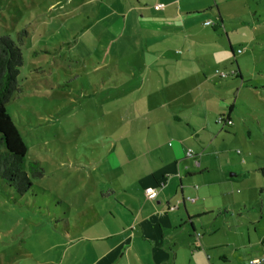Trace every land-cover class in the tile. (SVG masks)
I'll list each match as a JSON object with an SVG mask.
<instances>
[{
    "label": "rangeland",
    "instance_id": "1",
    "mask_svg": "<svg viewBox=\"0 0 264 264\" xmlns=\"http://www.w3.org/2000/svg\"><path fill=\"white\" fill-rule=\"evenodd\" d=\"M99 1L0 0V37L9 36L23 52L19 91L7 113L27 147L24 170L31 161L44 170L23 196L0 180V264L81 263L82 257L71 259L70 254L71 240L83 227L80 215L87 219L85 213L108 211L104 198L109 189L135 180L127 163L134 149L130 138L139 131L133 116L142 112L139 92H133L139 78L124 79L123 61H118L122 50L112 43L130 35L119 28L120 14L125 9L134 20L139 6L136 0H104L100 8ZM144 1L152 11L161 0ZM198 7L202 14L190 21L196 36L186 41L198 47L189 52L175 38L172 54L182 58L186 52L188 69L205 72L212 111L232 108L234 123L223 127L212 119L209 131L217 137L207 145L214 142L208 150L214 155L212 170L195 184L201 189L207 178L214 184L210 198L200 203L214 216L203 222L213 220L219 229L231 230L224 235L245 246L244 252L260 253L264 0H202ZM205 21L220 29L205 27Z\"/></svg>",
    "mask_w": 264,
    "mask_h": 264
},
{
    "label": "crops",
    "instance_id": "2",
    "mask_svg": "<svg viewBox=\"0 0 264 264\" xmlns=\"http://www.w3.org/2000/svg\"><path fill=\"white\" fill-rule=\"evenodd\" d=\"M201 1H155L154 10L148 11L144 0H136L139 12L134 20L125 9L119 16V28L130 30V35H119L112 43L122 50L121 74L124 79L139 78L133 92H139L142 112L133 116L139 131L130 138L134 149L127 163L136 177L103 196L108 211L85 213L87 219L80 215L82 230L70 243L71 259L83 258L78 264H249L254 259L264 264V251L246 253L245 246L224 235L231 230L219 229L213 220L203 222L214 216L210 207L200 204L210 198L214 184L208 178L201 189L195 184L212 170L214 155L208 150L217 139L209 131L212 119L217 123L226 114L231 120L232 108L228 113L212 111L211 80L203 71L189 70L188 54L174 56L179 53L172 54L171 45L176 38L189 52L198 47L199 43L189 46L186 41L196 36L197 27L190 21L202 14ZM103 3L98 2L100 8ZM159 4L164 7L156 11ZM207 22L205 27L220 29ZM184 32L189 35L182 36ZM189 150L192 156H187ZM147 189L157 192L156 199H148Z\"/></svg>",
    "mask_w": 264,
    "mask_h": 264
},
{
    "label": "trees",
    "instance_id": "3",
    "mask_svg": "<svg viewBox=\"0 0 264 264\" xmlns=\"http://www.w3.org/2000/svg\"><path fill=\"white\" fill-rule=\"evenodd\" d=\"M20 41V40H19ZM23 66V52L18 42L9 36L0 37V180L23 196L42 178L44 170L39 162L23 164L27 147L6 106L19 91L18 76ZM264 175V169H262Z\"/></svg>",
    "mask_w": 264,
    "mask_h": 264
},
{
    "label": "built area",
    "instance_id": "4",
    "mask_svg": "<svg viewBox=\"0 0 264 264\" xmlns=\"http://www.w3.org/2000/svg\"><path fill=\"white\" fill-rule=\"evenodd\" d=\"M163 7L164 6L161 5V4L156 5L155 6V10L156 11L161 10V9H163ZM206 25L209 26V25H212V23L211 22H207ZM220 75H221V77H226V74L222 73ZM217 124H220L222 126H227V127H230V126L233 125L232 121L229 118L225 117V116H220L217 119ZM192 155H193V152L189 150L188 153H187V156H192ZM146 195H147L148 199L154 200L157 197V192L154 189H147L146 190ZM261 262H262L261 259H254V260H250L249 264H261Z\"/></svg>",
    "mask_w": 264,
    "mask_h": 264
}]
</instances>
